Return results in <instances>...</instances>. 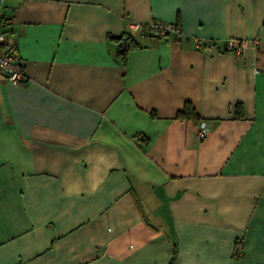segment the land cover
<instances>
[{
    "label": "crops",
    "instance_id": "0c3cea01",
    "mask_svg": "<svg viewBox=\"0 0 264 264\" xmlns=\"http://www.w3.org/2000/svg\"><path fill=\"white\" fill-rule=\"evenodd\" d=\"M0 29V264H264V0H3Z\"/></svg>",
    "mask_w": 264,
    "mask_h": 264
},
{
    "label": "built area",
    "instance_id": "2783aa9c",
    "mask_svg": "<svg viewBox=\"0 0 264 264\" xmlns=\"http://www.w3.org/2000/svg\"><path fill=\"white\" fill-rule=\"evenodd\" d=\"M3 0H0L2 4ZM147 27L145 30L142 28L143 23L139 22H132L130 24L131 29L133 31L138 32L140 35H143L145 32L151 34H165L169 33L174 37L178 38L181 36V29L180 27L176 26L175 22H165L159 20H153L146 23ZM5 40V36L3 31L0 29V70L4 74L5 78L14 83L19 84L25 82V76L23 71V65L19 54L12 48L4 49L3 43ZM199 43H203L206 47H213L215 46V42L211 39H206L204 41H198ZM257 44L256 39H234V38H227L219 46L220 50L230 51L236 55L241 54L244 50H246L249 45ZM207 124L205 121H201L198 124L197 129V138L202 139L205 135V129Z\"/></svg>",
    "mask_w": 264,
    "mask_h": 264
},
{
    "label": "trees",
    "instance_id": "16d2710c",
    "mask_svg": "<svg viewBox=\"0 0 264 264\" xmlns=\"http://www.w3.org/2000/svg\"><path fill=\"white\" fill-rule=\"evenodd\" d=\"M152 21H153V20H152ZM175 24H176V26L180 27V26L178 25L177 22H175ZM146 27H147L146 23H143V27H142V28L145 30ZM143 36L157 37V36H171V34H169V33H165V34H157V35H155V34H151V33L145 32V33L143 34ZM172 36H173V35H172ZM173 37H174V36H173ZM127 38L129 39V37H127ZM127 38H126V37H123V38H122V40L125 39V49H123V50L121 49V47H122V40H121V42H120V47H119V50H118V52H119L120 54H123L124 51H125L126 48H127ZM175 38H176V37H175ZM112 39L118 41V37H117V36L112 37ZM177 116L182 117V118H194V119H197L196 111H195V109L193 108V106H192L189 102H186V103L184 104V107H183L181 110H179V111L177 112Z\"/></svg>",
    "mask_w": 264,
    "mask_h": 264
},
{
    "label": "water",
    "instance_id": "95a60500",
    "mask_svg": "<svg viewBox=\"0 0 264 264\" xmlns=\"http://www.w3.org/2000/svg\"><path fill=\"white\" fill-rule=\"evenodd\" d=\"M121 49L122 50L125 49V39L122 40V47H121Z\"/></svg>",
    "mask_w": 264,
    "mask_h": 264
}]
</instances>
